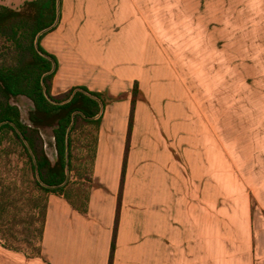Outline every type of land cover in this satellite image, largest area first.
<instances>
[{
  "label": "rangeland",
  "instance_id": "1",
  "mask_svg": "<svg viewBox=\"0 0 264 264\" xmlns=\"http://www.w3.org/2000/svg\"><path fill=\"white\" fill-rule=\"evenodd\" d=\"M126 4L120 7V0H111L72 10L74 16L88 18L85 25L75 26L85 29L86 37L61 42L49 41L52 35H46L41 45L54 50L62 63L86 55L93 62L87 70L92 80L110 73L109 95L103 93L107 115L127 95L131 99L137 82L131 177L139 171L138 161L151 171L153 146L159 144L182 162L185 145L193 141V146L206 150L209 193L218 190L225 200L232 197L238 192L234 173L249 169L257 176L264 171V0H127ZM123 70L132 81L120 79ZM11 103L29 124L31 102L20 96ZM40 135L54 162L51 130L42 129ZM96 136L95 126L83 127L78 121L72 136V176L77 178L69 194L73 201L89 192ZM255 176L246 179V185L252 188ZM47 195L34 185L21 145L7 132L0 144V206L9 204L4 216L10 221L0 223V229L14 227L18 239L12 244L25 248V231L40 227Z\"/></svg>",
  "mask_w": 264,
  "mask_h": 264
},
{
  "label": "crops",
  "instance_id": "2",
  "mask_svg": "<svg viewBox=\"0 0 264 264\" xmlns=\"http://www.w3.org/2000/svg\"><path fill=\"white\" fill-rule=\"evenodd\" d=\"M28 1L32 0H0V6L18 9ZM96 2L107 5L111 0H63L61 20L47 34L52 35L49 41L85 38V29L75 26L85 25L89 20L78 13L74 16L72 10L92 7ZM126 3L127 0H120V7H128ZM66 25L71 27L65 28ZM46 51L54 53V50ZM54 56L58 70L52 91L58 94L71 87L85 86L90 91H107L109 95L110 73H103V79L92 80L87 70L93 62L86 55L82 59L72 56L70 63H62L58 55ZM79 72H84V76L74 75ZM67 75L69 78L64 77ZM119 76L122 81L133 80L126 70L119 72ZM117 104L109 115L108 105L105 107L97 130L88 173L86 213L74 210L63 197L48 194L41 240L45 262L0 246V264H108L130 97L127 95ZM132 138L133 132L112 264H264V183H260L264 171L257 176L249 169L234 173L238 192L225 200L217 188L215 193H209L212 183L208 179L206 150L193 146L191 141L190 146L184 147L182 162L167 154L159 144L153 146L151 171L147 172L148 168L145 170L138 161L135 165L139 171L131 177ZM72 172L70 184L77 180ZM251 176H255L252 188L245 183Z\"/></svg>",
  "mask_w": 264,
  "mask_h": 264
},
{
  "label": "trees",
  "instance_id": "3",
  "mask_svg": "<svg viewBox=\"0 0 264 264\" xmlns=\"http://www.w3.org/2000/svg\"><path fill=\"white\" fill-rule=\"evenodd\" d=\"M62 8L63 0H32L24 2L18 9L0 6V42L3 43L2 49L0 48V144L4 135L7 132L11 133L26 155L34 185L46 194L63 197L74 210L84 214L87 211V196L85 198L77 196L78 200L73 201L69 195L72 192V184H70L72 179L70 173L73 171L72 136L78 130V121L80 126L93 125L98 130L108 99L105 94L90 91L85 86L71 87L56 96L51 94L52 81L58 70V60L42 47L41 41L58 27ZM137 94V82H135L130 99L122 174L108 264H112L115 251L119 208ZM20 96L27 98L32 105L28 113L29 124L22 121L18 107L11 103ZM42 129H50L52 132L54 162L45 153L40 135ZM6 206L9 204L0 206V223L5 220L10 221L4 216ZM45 213L46 203L41 212L40 227L37 230L25 231V248L11 243L18 239L14 227L0 229V246L9 251L22 253L28 259L42 258L41 240ZM32 217L29 225L34 223V215ZM11 219L15 226L17 215L12 216ZM28 251L30 253H27ZM42 260L45 262L43 258Z\"/></svg>",
  "mask_w": 264,
  "mask_h": 264
}]
</instances>
